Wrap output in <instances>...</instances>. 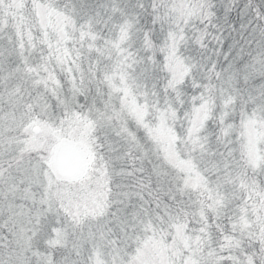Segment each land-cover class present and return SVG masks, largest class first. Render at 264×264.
I'll list each match as a JSON object with an SVG mask.
<instances>
[{"label": "rangeland", "instance_id": "374dc122", "mask_svg": "<svg viewBox=\"0 0 264 264\" xmlns=\"http://www.w3.org/2000/svg\"><path fill=\"white\" fill-rule=\"evenodd\" d=\"M245 1L246 3L241 4L237 11L241 17L249 11V9H245L246 4H249L252 12L260 11L261 0ZM175 2L182 5L184 9L178 13L177 19L183 21L179 27L175 22L167 19V12L162 9L157 10L161 0L155 1L151 11L155 13L156 29L161 38L162 65L167 69V74L170 73L168 79L171 80V85L176 82V86L179 87L185 79L190 84L194 80L196 82L197 76L194 77V74L196 75L200 70L203 71L202 79L207 80L203 81V90L202 92L198 91L196 98L193 99L188 94L190 102L186 104V110L182 114L189 119L186 126L187 131L195 138L197 136L203 138L212 133L213 124L226 122L221 129L222 136L232 131L242 135L245 151L243 152L252 169L250 175L252 179H249V183L253 182L255 194H258L256 198L260 201L259 205L253 208L256 219L251 222L253 229L257 226L264 235V203L261 198L264 197V132H259L257 129L258 124L264 123V112H261L259 106L258 111L248 112L247 110L238 116L235 114L231 119L238 101L234 95V86L239 83V80L233 77L228 83L220 78L222 70L230 66L234 73L242 69L243 65L240 63L238 55L241 61L248 63L253 57L258 56L264 47L262 43L255 42L253 48L245 54H241L240 49L237 50L236 55L231 51H226L223 53L221 65H218L217 68L215 65L213 67L207 65V68L203 69L201 66L208 64L209 60L212 64L216 61L213 56L210 58L214 47L201 40L204 37L203 19L214 10L217 14L221 11L225 13L229 7L226 2L230 1L175 0ZM121 9V12L126 15L127 10H130L127 6H121ZM124 19V22L119 23L116 28H108L110 36L114 39L113 44L116 45L118 51L122 49L120 42L126 36L124 34L126 28L135 23V21L128 20L127 16ZM3 26V21H0V53H3V56H0V167L6 170L5 174L13 178L16 191L10 194L7 200L0 196V211L6 209L11 212L14 218H18L19 227L13 230L14 238L10 237L11 239L8 234L0 233V251H5V245L8 246L7 250H15V245L18 246L17 237L22 234L25 250L23 254L26 256L25 264H31L32 261L35 263L50 262L52 259L51 248L65 246L71 234L70 230L80 225L91 246L89 250L91 256L99 261L108 262L106 255H110V253L102 248L99 232H96L95 224L91 220L96 215V210L101 212L99 206L105 202L109 204L106 198L107 194L101 191L103 188L101 181L108 175L107 170H110L109 162L105 155H101V152L104 151L103 148L100 149L101 151H97L95 147L97 142L94 140V133L101 122L110 131L106 132V135H108L109 153L113 159L119 158L120 154H123L120 157L126 156L130 149L140 153L147 149L148 145L152 146V152L157 154L174 173L172 180L166 186H160L171 189V191L168 190V193L165 190L169 196L188 202L197 211L190 215L189 220L198 219L202 223L203 218L208 215H212L211 217L214 218L225 212L236 225L239 220H242L240 224L243 225V229L251 226L249 220L254 215L239 206L247 205L246 197L244 204L238 205L234 202L231 188L233 176L222 164L221 157L218 159H213L210 156L190 158L182 155L178 142L179 132L171 125L165 109L159 110L155 105L157 108L149 112L146 107L139 105L135 96L130 94L127 84H125L126 78L119 70L113 69L110 74L105 75L106 79L102 78L101 80L102 88L104 87L105 90L103 89L102 94H97L95 98L96 108L99 111L97 119L92 118L93 120H91L90 117L83 116L79 112L69 113L66 118L59 119L60 109L50 104L51 98H47V90L50 95L56 94L60 89V84L56 82L55 77L49 78L44 73L47 74L45 62H51V58L55 62H66V65L70 61H74L73 48L64 43L66 39L62 34L65 32L64 29H59L57 26V28L46 31L44 29L45 22H43L42 45L45 46L43 50L36 48L35 44L30 41L22 46L17 42V37L14 39V31ZM193 34H195V39H193ZM228 38L230 39L229 36ZM105 42L108 46V40ZM228 48L225 49L229 50ZM218 73L217 87V81L210 75L217 77ZM255 79L262 80L259 76ZM48 80L50 89L46 84ZM216 88L218 102L215 108H212L214 102H211L209 98L199 101L200 103L197 102V100L205 98L208 91H215ZM92 89L96 90V84L92 86ZM191 99L193 103H191ZM192 104L194 106L190 107ZM55 105L58 106V103ZM256 106L258 107L257 104ZM35 126L38 127L37 131L33 130ZM17 132L22 135H17ZM233 137L236 138V135L234 134ZM5 138L11 143H6ZM121 139L125 140L128 145L125 154L123 152L117 154V147ZM217 139L216 137L208 139L209 146ZM63 143L72 145L80 155L78 170L70 176L60 175L54 162L56 150ZM204 145V148L209 147L206 146V140ZM21 147L25 151L21 152ZM9 156L17 157L11 170L7 168L9 164H5ZM147 163L149 162L145 161V164ZM145 164H143V169H145ZM101 165L103 166L101 167ZM37 170H42L49 187L58 186V190L47 198L33 196L31 192H34L35 189L29 192L23 191L28 179ZM86 178L95 181L94 183L90 181V190L93 191V194L84 200L73 198L69 189L79 188ZM117 193L115 200L128 207L133 200L131 192L121 190ZM189 193H195V197H191ZM48 215L53 216L55 222L51 226L50 236L44 240L47 248L41 249L34 244L32 237L37 234L42 219ZM143 223L141 232L147 239L152 238L151 225L149 226L145 219ZM5 228L8 231L6 226ZM193 233L197 234V232ZM237 238V249H242L243 246H240V243L243 241L240 240L241 237ZM196 239L197 236L194 240L188 238L182 241L185 243V248L182 249L191 250L185 255L189 264L193 262L192 252L195 248L193 243ZM77 243H79L78 240ZM143 243L147 244L145 240Z\"/></svg>", "mask_w": 264, "mask_h": 264}, {"label": "trees", "instance_id": "16d2710c", "mask_svg": "<svg viewBox=\"0 0 264 264\" xmlns=\"http://www.w3.org/2000/svg\"><path fill=\"white\" fill-rule=\"evenodd\" d=\"M155 1L0 0V21H3L4 28L14 31V39L17 37V42L22 46L30 41L35 44L36 48L43 50L45 49L42 45L43 22H45L46 31L57 28V26L59 29H64L65 32L62 33L66 38L64 43L73 48L74 61L66 65V62H55L53 58L51 62L44 60L47 69V74L44 73V75L49 78L55 77L56 82L60 84V89L56 94L50 95L47 90V98H51L50 104L60 109L59 119L66 118L69 113L75 112L90 117L91 120L92 118L97 119L99 111L96 108L95 98L97 94H102L103 89L105 90L104 87L102 88L101 80L106 79L105 75L110 74L113 69L119 70L126 78L125 84L130 94L135 96L139 105L146 107L149 112L157 107L159 110L165 109L171 125L179 132L178 142L182 155L190 158L210 156L218 159L221 157L222 164L233 176L231 188L234 202L238 205L244 204L246 197L248 206H239L254 215L249 220L252 226L251 221L256 219L253 208L258 206L260 201L256 198L258 194H255L253 182L249 183V179H252L250 176L252 169L244 154L242 135L232 131L222 136L221 129L226 122L213 124L212 133L203 138L198 136L195 138L188 133L186 126L189 119L182 115L186 110V104L190 102L188 94L191 98H196L198 91L202 92L203 81L206 79H202L203 71L200 70L196 75L194 74V77L201 75L196 77V82L193 81L194 85L186 79L179 87L176 86V82L171 85V80L168 79L170 73L167 74V69L162 65L161 38L156 29L155 13L151 11ZM224 1H230L226 2L229 6L227 13L221 11L217 14L215 10L211 11L202 22L204 37L201 40L214 47L210 58L213 56L216 59L214 64L209 60L208 64L202 65L203 69H206L207 65L208 67L215 65V68L221 65L223 53L226 51H231L236 55L237 50L240 49L241 54H245L253 48L255 42L262 43L264 47V0H261L258 13L252 12L249 4H246L245 9L249 11L243 17L237 14V11L241 4L246 3L245 0ZM121 6H127L131 11L127 10L126 15L121 12ZM125 16L135 23L126 28L124 33L126 36L121 31L124 38L120 42L122 49L118 51L108 28H116L119 23L124 22ZM111 33L113 34V31ZM106 40H108V46ZM227 47L229 50L225 49ZM238 59L241 61L239 55ZM210 76L217 81L218 87L219 73L217 77ZM259 78L262 80L253 79L247 82L244 78H240L239 83H236L234 95L238 101L231 119L235 114L238 116L247 110L248 112L258 111L260 104L253 103L249 93L257 100L259 99L260 90L264 89V77L259 76ZM46 84L50 89L49 80ZM94 84H96V90L92 89ZM212 94L214 96H211ZM206 98L214 102L212 108H215L218 102L217 88L215 91H208L205 98L197 102ZM56 103L58 106L55 105ZM256 104L258 107H255ZM68 105H71V108ZM192 106L194 105L190 107ZM261 112L264 111L261 110ZM257 129L259 132H264V123L258 124ZM234 134L236 138L233 137ZM17 135H22V133L17 132ZM123 136L125 138L124 132ZM213 137H221L223 142L217 139L209 146L208 139ZM125 140H119L117 154L121 152L125 154L128 147ZM205 140L206 146L209 147L204 148ZM128 153L122 157L123 164L118 165L119 180L116 191L131 192L133 200L128 207L113 200L110 196L113 192L112 180L110 170H107L108 175L101 181L103 187L101 191L107 194L109 204L105 202L99 206L101 212L96 210V215L91 219L95 224L96 232H99L102 248L110 253L106 255L108 262L99 261L91 256L88 238L85 237L83 228L79 225L70 230L71 234L65 246L51 248L50 262L35 263L32 261L31 264H189L185 255L191 250H183L185 243L182 241L188 238L194 240L196 236L197 241L193 243L195 248L192 252V264H254V261L264 264V235L257 226L254 229L253 226L243 229V225L240 224L242 220H239L236 225L225 212L223 216L216 215L214 218L208 215L203 218L202 223L198 219L189 220L190 215L197 212L195 208L184 200L169 196L167 187L162 188L155 182H149L146 179V170L143 169L145 161L138 159L140 153L131 149ZM31 155L35 157L33 153ZM16 159L17 157L9 156L5 161L6 165H10L7 166L9 170L15 164ZM104 188L108 189L104 191ZM261 198L264 203V197ZM134 210L139 211L140 216L143 217L140 229L143 228L144 219L149 226L151 225L152 238L147 239L142 235L135 237L134 240L127 239L129 229L123 220ZM42 222L43 230L40 227L32 238L37 247L46 249L47 245L44 240L50 236L51 226L55 219L48 215L42 219ZM12 232L7 231L5 227H0V233L8 234L9 238H14V232L13 234ZM237 237H241L240 240L243 241L240 243V246H243L242 249H237ZM144 240L147 244L143 243ZM133 244L134 247H132ZM17 247L15 245L14 249Z\"/></svg>", "mask_w": 264, "mask_h": 264}, {"label": "clouds", "instance_id": "9594fccd", "mask_svg": "<svg viewBox=\"0 0 264 264\" xmlns=\"http://www.w3.org/2000/svg\"><path fill=\"white\" fill-rule=\"evenodd\" d=\"M68 107L71 108V105H68ZM107 131V126L101 122L100 126L96 130V133H94V140L97 142L95 145L97 151H100V149L103 148L104 151L101 152V155H105L106 159L109 161L110 177L113 187V192L110 193V196L114 200L118 195L116 191V189L118 188L119 180L118 165L123 164V158L120 157L117 159H113V157L109 153L108 135H106ZM218 140L223 142L221 137H218ZM129 146L131 147V145ZM138 159H140L142 162H149L145 164L146 179L149 182H155L158 185L166 186L167 183L172 180L174 173L164 164L163 160L157 154L152 152L151 145H148L147 149L140 152V156L138 157ZM102 166L103 165H101V167ZM173 187H175V184H173ZM32 189H35L34 192H31L33 196H44L45 198H47L51 193L58 190V186L49 187L47 178L44 177L42 170H37L32 174L31 178L28 179L23 191L29 192ZM169 191H171V189H169ZM189 195L191 197H195V193H189ZM142 219L143 217H141L139 211L136 210L129 213L128 216L125 217L123 223L129 229L127 239L134 240L135 237L143 235L140 229ZM5 226L7 227L8 231H13L14 229L19 227L18 218H14L13 214L11 212H8L6 209L0 211V227ZM165 232H167V228H165ZM134 246L135 245L133 244L132 247Z\"/></svg>", "mask_w": 264, "mask_h": 264}, {"label": "snow or ice", "instance_id": "6c2138e0", "mask_svg": "<svg viewBox=\"0 0 264 264\" xmlns=\"http://www.w3.org/2000/svg\"><path fill=\"white\" fill-rule=\"evenodd\" d=\"M161 9L168 13L167 19L169 21L175 22L177 27L183 23L182 19H177L178 13L184 10L183 6L177 4L175 0H161L157 10L159 11ZM193 39H195V34H193ZM0 56H3V53H0ZM240 63L243 65V67L239 72L234 73L230 66L229 68L222 70L221 79L230 83L233 77H235L237 80L244 78L245 82L253 80L257 76L264 77V48H262V50L259 52V55L253 57L250 62L244 63L243 61H240ZM16 70L19 71V69ZM249 96L253 100V103H259L260 110L264 111V89L260 90V96L258 100L256 97L252 96L251 93H249ZM5 142L9 144L11 143V141L7 138H5ZM20 151L23 152L25 149L21 147ZM5 173L6 170L0 167V185H2V187H0V196L7 200L9 195L16 191V184L14 183L13 178ZM90 181L91 178H86L81 183L79 188L75 190L69 189L72 197L80 200L90 197L93 194V191L90 190ZM91 182L94 183L95 181ZM40 227L43 230V222L40 223ZM23 239L24 237L22 234L17 237L18 247L15 250H7L8 246H4L5 251H0V264H25L26 256L23 254L25 251L22 243ZM254 264H259V262L254 261Z\"/></svg>", "mask_w": 264, "mask_h": 264}, {"label": "water", "instance_id": "95a60500", "mask_svg": "<svg viewBox=\"0 0 264 264\" xmlns=\"http://www.w3.org/2000/svg\"><path fill=\"white\" fill-rule=\"evenodd\" d=\"M33 130L37 131L38 127ZM54 161L60 175L70 176L78 170L80 155L73 146L64 143L58 147Z\"/></svg>", "mask_w": 264, "mask_h": 264}]
</instances>
